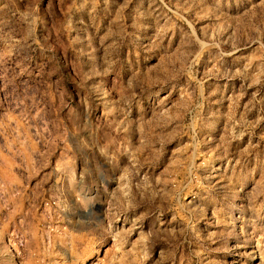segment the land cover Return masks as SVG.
Returning a JSON list of instances; mask_svg holds the SVG:
<instances>
[{
  "label": "rangeland",
  "instance_id": "374dc122",
  "mask_svg": "<svg viewBox=\"0 0 264 264\" xmlns=\"http://www.w3.org/2000/svg\"><path fill=\"white\" fill-rule=\"evenodd\" d=\"M0 264H264V0H0Z\"/></svg>",
  "mask_w": 264,
  "mask_h": 264
}]
</instances>
